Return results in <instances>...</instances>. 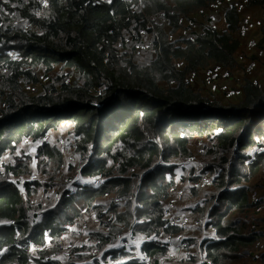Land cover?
Returning a JSON list of instances; mask_svg holds the SVG:
<instances>
[{
  "label": "trees",
  "instance_id": "16d2710c",
  "mask_svg": "<svg viewBox=\"0 0 264 264\" xmlns=\"http://www.w3.org/2000/svg\"><path fill=\"white\" fill-rule=\"evenodd\" d=\"M211 1L215 0H0V264H109L120 258H126L122 264H145L122 248L106 245L125 230L152 238L180 230L163 218L164 204L169 186L177 180V164L171 159L187 156L193 138L205 145L192 150L198 172L191 168L190 174L210 175L207 194L188 207L198 213V225L191 228L188 240L198 241L203 256L199 263L241 264L243 249L264 247L255 217L261 206L256 203L259 188H254L255 202L253 191L244 185L264 165V80L246 75L243 85L240 81L235 86L241 95L230 102L184 83L190 72L211 63L236 69L240 13L223 8V28L205 16L194 40L171 39L180 30L181 17H191ZM13 3L19 5L12 7ZM248 5L264 8V0H250ZM13 11L27 19L29 29L12 25ZM156 16L171 31L151 19ZM140 29L153 35V55L144 61L117 48L125 33ZM260 29L256 48L264 44V22ZM58 65V88L49 85L30 97L19 85L39 84L40 73L46 75ZM63 119L71 125L80 172L101 181L80 179L76 186L82 190L75 198L78 188L65 186L45 206L29 208L15 177L36 173V179L21 182L27 189L55 183L65 157L43 137ZM25 141L35 144L33 153L25 150ZM253 147L258 149L249 160L247 151ZM204 153L210 162L202 167ZM242 160L248 161V174L237 167ZM136 166L146 174L135 185L126 176ZM74 169L70 163L68 171ZM226 185L230 188L223 191ZM111 195L115 197L104 209L97 200ZM115 198L124 202L123 210ZM88 219H96L106 231L86 228L88 245L65 248L76 237L71 226ZM87 248L94 249L93 255L83 252ZM142 250L157 258L165 256L168 247L151 239ZM185 257L172 264H183L176 262ZM257 262L264 264V251Z\"/></svg>",
  "mask_w": 264,
  "mask_h": 264
},
{
  "label": "rangeland",
  "instance_id": "374dc122",
  "mask_svg": "<svg viewBox=\"0 0 264 264\" xmlns=\"http://www.w3.org/2000/svg\"><path fill=\"white\" fill-rule=\"evenodd\" d=\"M23 1L25 3H27L30 0H23ZM39 1H42V0H39ZM239 1H241L244 4L245 8H249V9L253 8V7H249V5H248V2H250V0L249 1L239 0ZM211 2H213V1H211ZM208 3H210V2H207L206 4H208ZM11 5H12V7H14V6L19 5V4L13 3ZM255 7L259 8V9H264L263 5H257ZM192 15L195 18H200V16L198 15V13L196 11ZM217 17L222 18V14L220 12L217 13L216 18ZM9 18L11 19L12 25H14L16 27H22L24 29L30 28V23L27 21V19H22L20 17V15L18 14V11H13L9 15ZM151 19L157 23H163L164 27L167 30H170V27L167 25L166 21H164L162 19L161 16L152 17ZM200 20H202V19H200ZM194 22L199 23V20L195 19ZM141 30L146 31L145 29H140L139 31H141ZM134 32L138 33V31H134ZM127 38H129L130 42H135L132 39V37H131V39H130V36ZM249 38H251V37L249 36ZM150 39H151L150 35L144 34L140 40L136 41L135 44L143 43V42L149 44ZM239 39H240V49L236 54V57L238 60V66L236 67V69L232 70L231 71L232 74H229V75H230V77L234 76V72L239 71L240 73H242V76H240L239 78H233V77H232V79L230 78V80L228 82H229V85L232 87L236 86V84H238L240 81H242L243 79L246 78L247 66L251 62L254 61L253 58L256 56L261 57L264 54V50H262L260 48L248 50L244 44L245 38L240 33H239ZM251 39H254V38H251ZM152 51L153 50L148 47L146 52L143 53L142 58L138 59V60L144 61V60L149 59L153 55ZM245 51H254L253 52L254 54H252L250 56H246ZM7 53H9L10 55H13L14 51L9 49L7 51ZM242 55L245 56V58L247 59L246 62H244V63L240 62V60L243 57ZM134 59H136V58H134ZM262 70H263V77L262 78H264V64L262 66ZM60 75H61V69H60V65H58L46 75H44L43 73H40V83L39 84H37L33 87H30L28 85H25L22 82H19V85L23 88V90L28 92V95L30 97H34V96L41 94L43 91H45L44 87H47L49 85H53V86L58 88L59 82L61 80ZM207 83L208 82L206 80H196L195 82L192 83V88L195 91H200L201 93H203V95L214 96L213 93H218L219 99L225 100L228 102H230L232 99L237 98V96H229L224 91L222 86H220V85L217 86L216 91H213L211 88L206 87ZM161 86H163V84H161ZM223 103H225V102H223ZM226 104H228V103H226ZM46 107L52 108L53 106H46ZM38 108H41V106H38ZM70 130H71V125H70L69 121L67 119H63L60 122L59 127L56 130H49L46 134L48 136V141L50 142V144L54 145L57 148H59L60 150H62L64 157H65V163L63 164L62 167H60V173L55 175L56 181L54 184H52L50 186H46V184L42 183V184H39L36 188L27 189L25 187V185L22 184L21 182L24 179H36L37 174L31 173V174L26 175V176L20 174V175H17L15 177L17 187L22 191L23 195H25L29 200V208L45 206L47 204L48 199L57 197L58 191L60 188L65 187V186H70V185L76 186V184L79 183L78 181H80V179H87L91 183H93V182H96L97 184L100 183L101 178L85 177L80 172L81 162L78 158L79 152L76 149L74 139L70 135ZM195 139L196 138H193L188 145V149L190 150V153L187 156H179V157H175V158L171 159V163H180V162L188 161L192 157V150L193 149L202 148L203 143L199 144V143H197V141ZM25 142H28V141H25ZM261 142L264 145V138L261 140ZM24 148L27 152L33 153L35 150V144L28 142L25 144ZM208 148H210V147H208ZM257 149H258V147H253L252 149L247 151V153H250L249 160L252 159V155L254 154V152ZM263 149H264V147H263ZM189 150H187L186 152L188 153ZM5 159L7 160L8 157H6ZM208 162H210V159H209L208 155L206 153H204V158H200V163H201L202 167H204L205 164ZM35 163H36V159H33L32 170H34L36 168ZM70 163L74 164V167H75V169L72 172L68 171V165ZM159 164H161L160 161L156 162V165H159ZM190 167H191V164L187 165L186 168H184L182 166V164H180L178 166V168L176 169L177 176L180 177L182 175L177 181L178 186L183 187L182 190H187L188 188L190 189V195H187L186 199H184V201H183V203L185 205L192 204V203L194 204L196 202L199 203V201L202 200V197L207 194V191L205 189H201L199 187H193L192 186L194 183H196L197 177L194 176L193 174L187 175L188 172L190 171ZM237 167L242 169L243 171L246 170L247 174L249 173L248 161L242 160L241 162L237 163ZM2 173H4V171ZM145 174L146 173L143 169H139L138 166H136L133 170H131L130 173L128 172L126 177L131 179L133 181V183L136 185L140 182V179ZM248 179H249V181L246 182L244 185H246L248 188H250V193L255 190L254 189L255 187L259 188L258 192H259L261 198L256 203H258L260 201V205L262 206V209L260 212L256 210L255 217L258 218L257 229L260 230L264 234V201L262 202V199L264 198V165L259 172H257L253 176L250 175ZM76 187L78 188V191L76 193H74V195H73L74 198H75V195H79L80 191L82 190L81 186H76ZM229 188H230V186L226 185L222 188V190L226 191ZM114 197H115L114 195L101 197L97 200V202L103 204L104 209H107V203H109L110 199H112ZM78 200L80 202H82V198H79ZM115 202L120 205V207L118 208L120 211L124 209V206H123L124 202L123 201L117 200L115 198ZM219 206H220V208H222L223 202H221ZM214 219H216V218H212V220H214ZM0 226H3L2 223H0ZM71 228L75 230L76 237L73 238V242H66L65 248L67 247V245L73 246L74 244H77L79 247H82L83 244L88 245L89 243L87 241V235L85 233L86 228L93 229L94 232L106 231L105 228H100L96 219H88L85 222H83V220H77V223L75 225L71 226ZM202 229L204 230V228H202ZM208 231H209V233L211 232L210 230H208ZM196 236L198 238H200L201 237V231L196 232ZM91 241H92L93 245L97 246L96 241H93V240H91ZM191 248L192 249H191L190 254H188L185 257V259L182 260L181 262H176V263L198 264L201 260H203V256L199 255L200 249L198 247V241L193 240L191 243ZM245 250H248V249H243L241 252L242 256L244 257L241 264H244V263L258 264L257 259H253L251 254L247 255L244 253ZM93 251H94V249L90 250L87 248L83 252L86 254L93 255ZM254 253H255V256L258 257L260 255V250H255Z\"/></svg>",
  "mask_w": 264,
  "mask_h": 264
},
{
  "label": "built area",
  "instance_id": "2783aa9c",
  "mask_svg": "<svg viewBox=\"0 0 264 264\" xmlns=\"http://www.w3.org/2000/svg\"><path fill=\"white\" fill-rule=\"evenodd\" d=\"M223 8H232L235 9L238 13H240V18H239V33L245 38V47L247 49H257V42L254 40H246V35L250 31V29L254 25V19L251 14L245 12L246 8L244 4L239 1V0H215L213 2H210L208 4H204L199 6L196 9V12L200 16V18L208 16L210 19H214L215 15L219 13ZM197 19L193 15L191 17H181L179 19V24H180V30H179V37L176 39H189V40H194L195 34L197 33L198 29V23H195L194 20ZM264 22V9H260V17H259V22L258 24L261 26ZM171 31V28H170ZM263 32V30H262ZM150 35L151 39L149 41V44L147 43H138L135 44L136 41L140 40L141 37L144 35ZM135 42H130L129 37ZM173 39V35H172ZM152 41H153V35L151 33H148L146 31H139L138 33H135L134 31L130 33H125L123 37L117 42V48L121 52L129 53L134 55L136 59L142 58L143 53L146 52L148 47L151 49L152 46ZM134 43V44H133ZM133 44V45H132ZM264 50V44L262 48ZM246 62V61H244ZM243 62V63H244ZM184 62L180 61L179 66H183ZM255 65L256 61L251 62L246 69V75L250 76L253 71L255 70ZM230 70L224 66H222L219 63H211L209 66L205 67L204 69L200 71H192L190 72L185 80L184 83L186 86H188L189 89L192 88V83L195 82L196 80H206L207 83V88H211L213 91L217 90V86L220 85L224 89V91L229 95V96H237L239 97L241 95V89L239 87H232L229 85V80H230ZM193 89V88H192ZM44 141H48V136L43 137ZM203 143L204 141L200 142V144ZM209 145V143L207 144ZM199 150V152H201ZM184 168L187 167V164H191V168H194L198 172V168L196 165V160L195 156H192L189 159L188 163H181ZM178 168V167H177ZM176 168V169H177ZM175 169V171H176ZM198 175L196 183H194L192 186L193 187H199L201 189H207L210 185V175L208 173H196ZM189 190H178L175 187H170L168 191V200H167V211H166V217L168 218L167 221L171 225L178 226L180 230L177 233L174 234H165L164 241L169 242L171 244H174L176 249L171 251L168 254V262L166 259H164L162 262L159 264H172L175 260H177L179 257L186 256L187 253H184L186 251V246L187 242L190 237L193 236L191 233V228L195 227L198 225L197 222V212H193L189 210L187 205H184L183 201L186 199L188 195ZM253 201L258 200V194L256 191H253L252 196H251ZM262 206H259L256 210L261 211ZM212 230H214L212 228ZM123 246H125L126 249H130L132 245H136L138 247L139 242L137 238L130 234L127 236L122 242ZM188 243H191L188 240ZM260 252L264 251V247L262 249H259ZM178 253H183V254H178ZM245 254L249 255L251 254L252 257H255V253L250 252L249 250L244 251ZM133 256L135 259L141 260V261H146L150 262V257L144 253H141L138 248H136L133 251ZM124 260L121 259L120 262H123ZM114 261H111V264H114ZM201 264V263H200Z\"/></svg>",
  "mask_w": 264,
  "mask_h": 264
},
{
  "label": "clouds",
  "instance_id": "9594fccd",
  "mask_svg": "<svg viewBox=\"0 0 264 264\" xmlns=\"http://www.w3.org/2000/svg\"><path fill=\"white\" fill-rule=\"evenodd\" d=\"M47 142H49V141H47ZM181 163H183V162L176 163V164H177V167H178ZM187 165H188V164H187ZM189 174H190V171L188 172L187 175H189ZM181 176H182V175H181ZM181 176H180V177H181ZM175 177L177 178L176 183L171 184V185L169 186V188L173 186V187H175V188L178 189V190H182L183 187H179L178 184H177V181H178V179H179L180 177L177 176L176 171H175ZM169 188H168V191H169ZM187 190H189V191H188V195H190V189L188 188ZM167 200H168V196H167V199L165 200V204H164V212H163V218H164L166 221H167V219H168V218L166 217V211H167ZM184 205H185V204H184ZM190 205H191V204H188L186 208H188ZM213 229H214V228H213ZM130 234L134 235V236L137 238V240H138V242H139V245H138V247H137L136 245H132L130 249H126L125 246H123V244H122L121 242H122L127 236H129ZM164 237H165V234H161L160 236H156V237H154V238L149 237V236H146V237H145V236H144V237H140V236H139L135 231H133V230H125L123 233H121V234H119V235L117 236V239H116L114 242L107 244L106 247H110V248H113V249H115V250H118V249L122 248L125 252H128V253L130 254V257H131L133 260H136V261H139V262H143V263H145V264H159V263L162 262L164 259H166L167 262H168V254H169L171 251H173V250L176 249V247H175L174 244H171V243H169V242L164 241ZM151 239H154V240L157 241V242L164 243V244L168 247V251H167V254H166L165 256L155 258L154 256H152V255H150V254H148L147 252H144V251L142 250V246L144 245V242L150 241ZM186 242H187V246H186V251H185L184 253H187V254H188V252H189L190 249H192V248L190 247V244L188 243V240H186ZM136 248H138V250H139L141 253H144V254L148 255V256L150 257V259H151L150 262H146V261H141V260L135 259L134 256H133V251H134ZM261 253H262V252H260V254H261ZM178 254H183V253H178ZM186 256H187V255H186ZM121 259H123L124 261H123V262H120ZM111 261H114V262H115L114 264H116L117 262L122 264V263H124V262L126 261V258H120L118 261L112 259V260L109 261V264H111ZM199 264H200V263H199Z\"/></svg>",
  "mask_w": 264,
  "mask_h": 264
},
{
  "label": "crops",
  "instance_id": "0c3cea01",
  "mask_svg": "<svg viewBox=\"0 0 264 264\" xmlns=\"http://www.w3.org/2000/svg\"><path fill=\"white\" fill-rule=\"evenodd\" d=\"M256 8V9H255ZM245 12H247V13H249V14H251L252 15V17H253V19H254V25H253V27L250 29V31L247 33V35H246V40H254V41H256L257 42V40H258V38L259 37H261L262 36V30L260 29V25L258 24V22H259V17H260V9L259 8H257V7H253V8H246V11ZM200 19H202V20H200ZM210 19V18H209ZM197 20H199V23H198V26H197V29H198V31L197 32H199V31H201V27H202V24L204 23V17H202V18H198ZM210 20H216V25H217V27L218 28H223L224 27V22H223V19L221 18V17H217L216 18V15H215V17H214V19H210ZM170 31V30H169ZM173 35V39H172V36H171V39L172 40H178V39H176V38H178L179 37V35H180V33H179V31H177V32H175L174 34H172ZM249 36L251 37V38H254V39H251V38H249ZM181 38V37H180ZM179 38V39H180ZM239 49H240V47H239ZM239 49H238V51H239ZM248 50H252V49H248ZM237 51V52H238ZM254 51H245V54H246V56H250V55H252V54H254L253 53ZM237 54V53H236ZM243 56V55H242ZM236 59H237V57H236ZM254 59V61H256V65H255V70L253 71V73L250 75V76H248V77H252V76H254V78L253 79H255V80H257V81H259L260 83L261 82H263V80H264V78H262L263 77V70H262V66H263V64H264V54L261 56V57H254L253 58ZM247 59L245 58V56H243L242 57V59L240 60V62H244V61H246ZM237 62H238V60H237ZM230 74H232V72L230 71ZM240 76H242V73H240L239 71H235L234 72V76H231V79H232V77L233 78H239ZM246 78H247V76H246ZM201 80H203V79H201ZM243 82H244V79L242 80V83H241V85L240 86H242L243 85ZM235 87V86H234ZM260 212V211H259ZM254 251H255V249L252 251L253 253H254ZM253 259H259V256L257 257V256H255V257H253ZM244 264H247V263H244Z\"/></svg>",
  "mask_w": 264,
  "mask_h": 264
},
{
  "label": "flooded vegetation",
  "instance_id": "af4514ba",
  "mask_svg": "<svg viewBox=\"0 0 264 264\" xmlns=\"http://www.w3.org/2000/svg\"><path fill=\"white\" fill-rule=\"evenodd\" d=\"M263 246H264V244H263Z\"/></svg>",
  "mask_w": 264,
  "mask_h": 264
}]
</instances>
